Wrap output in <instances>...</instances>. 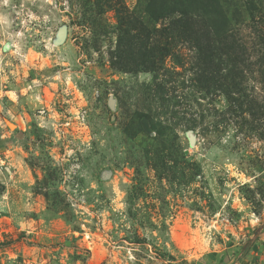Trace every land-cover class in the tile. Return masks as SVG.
<instances>
[{
  "label": "rangeland",
  "instance_id": "rangeland-1",
  "mask_svg": "<svg viewBox=\"0 0 264 264\" xmlns=\"http://www.w3.org/2000/svg\"><path fill=\"white\" fill-rule=\"evenodd\" d=\"M217 1L201 53L158 0H0V264H264V0Z\"/></svg>",
  "mask_w": 264,
  "mask_h": 264
},
{
  "label": "trees",
  "instance_id": "trees-1",
  "mask_svg": "<svg viewBox=\"0 0 264 264\" xmlns=\"http://www.w3.org/2000/svg\"><path fill=\"white\" fill-rule=\"evenodd\" d=\"M158 5L162 8V16L163 14H179L182 17H186L184 19L179 20L181 24V31L183 36H185L186 40L190 41L195 49H198L199 52L203 53V40L206 42L210 37L209 28L211 31L215 32L218 22L222 20L219 5L217 0H158ZM167 2L168 4H165ZM160 15V16H161ZM197 16V17H195ZM130 17V16H129ZM159 16L157 14L153 15L154 19H157ZM128 17H122L120 19V23L123 25L125 21L123 19ZM131 18V19H130ZM129 18V28L131 29L135 25L136 19L134 17ZM215 18L214 21L211 19ZM197 19V20H196ZM195 21H198L200 27V36L194 33L193 24ZM210 21V24L207 22ZM192 22V24H189ZM175 29H180L176 26V23L173 24ZM202 31V32H201ZM133 44V43H131ZM147 54L150 51L147 49L146 45H144ZM120 55H123L122 53ZM130 57L129 59H131ZM128 70H132L130 67Z\"/></svg>",
  "mask_w": 264,
  "mask_h": 264
},
{
  "label": "water",
  "instance_id": "water-1",
  "mask_svg": "<svg viewBox=\"0 0 264 264\" xmlns=\"http://www.w3.org/2000/svg\"><path fill=\"white\" fill-rule=\"evenodd\" d=\"M66 30L65 27H61L56 34V41L54 45H60L65 41Z\"/></svg>",
  "mask_w": 264,
  "mask_h": 264
}]
</instances>
